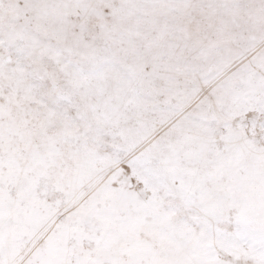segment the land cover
I'll list each match as a JSON object with an SVG mask.
<instances>
[{"label":"snow or ice","instance_id":"snow-or-ice-1","mask_svg":"<svg viewBox=\"0 0 264 264\" xmlns=\"http://www.w3.org/2000/svg\"><path fill=\"white\" fill-rule=\"evenodd\" d=\"M0 264H264V0H0Z\"/></svg>","mask_w":264,"mask_h":264}]
</instances>
